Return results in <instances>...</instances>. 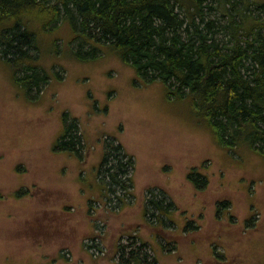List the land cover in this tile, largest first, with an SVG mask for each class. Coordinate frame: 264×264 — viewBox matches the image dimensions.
<instances>
[{
  "label": "rangeland",
  "instance_id": "1",
  "mask_svg": "<svg viewBox=\"0 0 264 264\" xmlns=\"http://www.w3.org/2000/svg\"><path fill=\"white\" fill-rule=\"evenodd\" d=\"M57 37L37 40L49 74L39 90L0 59V264H120L117 246L132 236L150 247L147 264H264L262 156L219 146L188 100L144 82L113 49L80 59L67 28ZM74 121L81 159L57 150ZM106 139L134 160L123 207L99 185ZM194 169L205 186L191 181ZM152 187L175 204L166 230L144 216Z\"/></svg>",
  "mask_w": 264,
  "mask_h": 264
},
{
  "label": "trees",
  "instance_id": "2",
  "mask_svg": "<svg viewBox=\"0 0 264 264\" xmlns=\"http://www.w3.org/2000/svg\"><path fill=\"white\" fill-rule=\"evenodd\" d=\"M61 28L78 58L113 49L144 82L160 81L169 96L188 100L219 146L230 151L245 144L264 159V2L0 0V59L17 84L30 91L47 83L49 74L35 56L37 40L41 34L57 40ZM82 148L76 122L67 123L57 150L81 159ZM104 152L99 185L110 204L123 207L134 198L133 157L115 139L105 140ZM193 173L198 177L191 181L205 186L204 175ZM175 211L164 190L147 189L149 224L166 230L175 224ZM131 238L117 246L120 264L149 263L145 240Z\"/></svg>",
  "mask_w": 264,
  "mask_h": 264
},
{
  "label": "built area",
  "instance_id": "3",
  "mask_svg": "<svg viewBox=\"0 0 264 264\" xmlns=\"http://www.w3.org/2000/svg\"><path fill=\"white\" fill-rule=\"evenodd\" d=\"M89 247L91 248V247H93V245H89Z\"/></svg>",
  "mask_w": 264,
  "mask_h": 264
}]
</instances>
